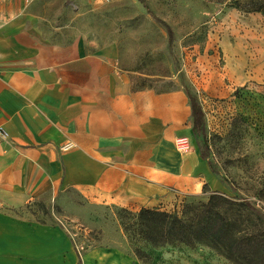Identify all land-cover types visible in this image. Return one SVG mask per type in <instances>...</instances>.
<instances>
[{
    "label": "crops",
    "instance_id": "crops-1",
    "mask_svg": "<svg viewBox=\"0 0 264 264\" xmlns=\"http://www.w3.org/2000/svg\"><path fill=\"white\" fill-rule=\"evenodd\" d=\"M109 2L0 0V264H144L92 214L216 188L199 150L173 155L194 131L184 88H134L116 32L99 31ZM67 188L83 205L61 206L66 216L101 230L84 251L63 224L24 210Z\"/></svg>",
    "mask_w": 264,
    "mask_h": 264
},
{
    "label": "rangeland",
    "instance_id": "rangeland-1",
    "mask_svg": "<svg viewBox=\"0 0 264 264\" xmlns=\"http://www.w3.org/2000/svg\"><path fill=\"white\" fill-rule=\"evenodd\" d=\"M247 1L110 0L100 11L99 31L116 32L120 65L131 71L134 88L182 87L203 112L191 142L206 154L216 188L206 184L152 208L181 214L185 203H206L215 191L235 203L246 200L254 209L228 205L220 210L222 218L231 215L238 230L232 237L229 226L223 227L230 237L221 250L204 243L151 244L136 218L141 208L129 209L132 215L114 206L94 212L90 222L113 231L115 225L118 236L123 230L121 248L144 264H264V12L248 10ZM189 153H178L174 144L175 157ZM61 193L62 202L44 197L24 210L63 224L80 251L97 245L101 230L87 229L81 217L71 220L61 209L81 215L82 197L71 188Z\"/></svg>",
    "mask_w": 264,
    "mask_h": 264
},
{
    "label": "trees",
    "instance_id": "trees-1",
    "mask_svg": "<svg viewBox=\"0 0 264 264\" xmlns=\"http://www.w3.org/2000/svg\"><path fill=\"white\" fill-rule=\"evenodd\" d=\"M239 5L241 0H236ZM250 8L248 10H258L264 12V0H248L246 2ZM169 33L172 31L169 29ZM190 98L191 109L193 112V128L203 124V112L198 103L193 97ZM203 158L206 154L201 152ZM230 205L231 207H237L241 211H247L253 213L254 209L249 202L243 200L241 203H235L231 200H227L224 196L218 192L212 191L209 195V199L206 203H185L182 213L178 212H166L159 208H141L136 218L140 221L141 232L145 235L146 241L151 244H186L193 246L195 244L204 243L215 247L216 249H225L226 240L231 234L232 237L236 234L237 227L236 222L233 221L231 215L226 218H222L220 210L225 209L224 206ZM128 215H132V212L127 208H122ZM127 217V216H122ZM232 219V220H231ZM231 220L230 223H226ZM228 225L230 231L226 233L223 231V227ZM125 230L131 231L132 226L128 222L124 223ZM232 230H231V227ZM225 236V237H224ZM231 256V255H230ZM229 256V257H230Z\"/></svg>",
    "mask_w": 264,
    "mask_h": 264
},
{
    "label": "built area",
    "instance_id": "built-area-1",
    "mask_svg": "<svg viewBox=\"0 0 264 264\" xmlns=\"http://www.w3.org/2000/svg\"><path fill=\"white\" fill-rule=\"evenodd\" d=\"M175 149L178 153H188L193 149V143L191 137L186 135H180L174 139Z\"/></svg>",
    "mask_w": 264,
    "mask_h": 264
}]
</instances>
